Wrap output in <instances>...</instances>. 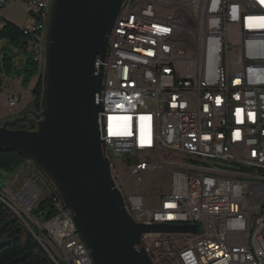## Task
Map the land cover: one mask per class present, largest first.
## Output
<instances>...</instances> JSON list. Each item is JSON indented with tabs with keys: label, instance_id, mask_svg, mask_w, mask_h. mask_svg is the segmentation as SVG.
<instances>
[{
	"label": "built area",
	"instance_id": "2783aa9c",
	"mask_svg": "<svg viewBox=\"0 0 264 264\" xmlns=\"http://www.w3.org/2000/svg\"><path fill=\"white\" fill-rule=\"evenodd\" d=\"M25 1L33 21L22 31L41 68L51 0ZM243 1L263 3V19L253 20ZM12 2L0 0V8ZM238 24L253 33L248 50L257 66L233 44ZM230 53L235 69L222 75ZM104 65L100 116L112 167L122 150H133L131 178L164 171L171 184L157 205L124 194L127 210L137 222L200 225L199 232L141 235L152 263L264 264V0H129ZM21 100L5 96L9 108ZM139 148L151 151L149 162L136 161ZM34 187L39 193L19 206L24 216L44 198ZM48 196L56 213L39 235L61 264H94L74 215L55 191Z\"/></svg>",
	"mask_w": 264,
	"mask_h": 264
},
{
	"label": "water",
	"instance_id": "95a60500",
	"mask_svg": "<svg viewBox=\"0 0 264 264\" xmlns=\"http://www.w3.org/2000/svg\"><path fill=\"white\" fill-rule=\"evenodd\" d=\"M125 1L51 0L40 109L31 104L0 123V149L21 153L48 178L72 210L94 264H153L142 233L200 231L198 224L137 222L106 154L104 62ZM15 213L36 235L23 212Z\"/></svg>",
	"mask_w": 264,
	"mask_h": 264
},
{
	"label": "trees",
	"instance_id": "16d2710c",
	"mask_svg": "<svg viewBox=\"0 0 264 264\" xmlns=\"http://www.w3.org/2000/svg\"><path fill=\"white\" fill-rule=\"evenodd\" d=\"M23 31L17 26L7 23L0 30V73L9 75L16 68L15 56L2 43L7 42L12 47L27 48ZM20 76L22 84H28L32 77L39 75L32 90L33 104L40 109L42 95V73L40 63L28 57L23 65ZM130 159V158H128ZM127 159V160H128ZM29 160L19 152L0 149V188H4L8 179L14 175ZM131 161V160H129ZM139 161V160H138ZM56 213L54 196H46L35 205L31 214L35 219L46 222ZM36 235L40 229L30 222ZM26 226L24 221L0 198V241L7 237V241L0 245V264H56L38 238Z\"/></svg>",
	"mask_w": 264,
	"mask_h": 264
},
{
	"label": "rangeland",
	"instance_id": "374dc122",
	"mask_svg": "<svg viewBox=\"0 0 264 264\" xmlns=\"http://www.w3.org/2000/svg\"><path fill=\"white\" fill-rule=\"evenodd\" d=\"M243 5L246 6L247 8H263V3H255L252 4L250 1H243ZM170 11L169 10H163L160 11V15L162 16H166ZM26 39L24 38L23 41H25ZM3 45L5 48H7V50L9 52H11V55H14L15 57L18 56V58L16 59L17 61V65L16 68L14 70L13 73V77L11 80H16L17 77H20V73L19 71L22 70L24 63L22 61H20L21 59V55H25L26 57L28 56H33V51L30 49L28 50H23L21 48H17V47H12L10 46L9 43L7 42H3ZM17 49V50H15ZM235 55L233 53H230L229 55V68L231 70H234L235 67L233 65V61L235 59ZM40 72L42 73V67L40 68ZM14 78V79H13ZM24 88H28V84H24L23 85ZM9 110V109H8ZM14 109L10 108V111H13ZM133 152V150H122V152L120 153V156L117 157V162H114V167H113V171L114 169H116V176L118 177L119 180V184L120 187L122 189V191L124 192V194H141L143 195L145 202L147 205L151 206V205H157L159 203L160 197L165 194L168 193L171 189V184H170V180H169V176L166 174V172L164 171H149L146 172L143 179L142 180H135L133 178L130 177L129 172L127 170V164L128 161L131 160V158H133V154H131ZM150 152L149 150L147 151V148H139V153H136V161L142 159V155L146 154ZM124 155V157H123ZM131 156V157H130ZM130 157V159H128ZM128 159V160H127ZM34 168V167H33ZM37 175L43 174L37 167L33 169ZM32 170H27V172H31ZM21 172L19 173L18 171L12 175L14 178H12L11 182L8 181L6 182V188L9 186L11 187V194H12V199L14 202H16L22 209H24L23 207V202L24 200V196H20L21 193L23 192L22 189H26L27 186H29L32 182L29 180L28 184L24 187V182L28 181V180H24L22 179V182L18 185H15L16 187H12L11 183L15 182L18 177H20ZM11 176V177H12ZM28 176H25L24 178H26ZM8 185V186H7ZM23 186V187H22ZM5 187V186H4ZM0 190L2 192H6L4 188H0ZM20 197V198H19ZM26 211V210H25ZM26 222L30 225L29 221L32 222L34 225H36L38 228L40 225H43L44 222L35 219L30 210L26 211V215L24 216ZM31 226V225H30ZM32 227V226H31ZM40 229V228H39ZM41 232V231H40ZM45 235V234H44ZM7 237H5L3 240L0 241V245L5 243L7 241ZM44 242L50 246V248H52L55 253L57 255H59V253L57 252V249L54 247V245L49 242L45 237H44Z\"/></svg>",
	"mask_w": 264,
	"mask_h": 264
},
{
	"label": "crops",
	"instance_id": "0c3cea01",
	"mask_svg": "<svg viewBox=\"0 0 264 264\" xmlns=\"http://www.w3.org/2000/svg\"><path fill=\"white\" fill-rule=\"evenodd\" d=\"M0 17H1L0 30L7 23H11L22 30L25 26H27L29 23L33 21L29 16V8L25 0H13L11 4L0 8ZM26 42H27V48L25 50L28 49L30 50L31 48L27 38H26ZM2 45L4 44L2 43ZM18 56L19 55L15 57V60L18 58ZM21 56L22 57L20 58L21 59L20 61L25 63L28 56L27 57L25 55H21ZM16 65H17V61H16ZM13 73L14 71L9 75L5 74L4 72L0 73V123L7 118L22 113L25 109H27L31 105V102L33 100L32 90L34 89L39 77V75L32 77L30 82L28 83V88L27 87L24 88L22 84L23 78L21 76L17 77L16 80H11L13 77ZM10 92L22 97L21 102L13 108L14 109L13 111H10V108L6 105L5 102V96ZM33 167L35 168V166H33V164L30 161L26 162V164H24V166H22V168L18 170L19 173L21 172L20 177H18V179L15 182H12L11 186L13 188L16 187L15 185L20 184L22 182V179H24V180H28L24 182L23 186L25 187L30 180L39 189V191L42 193V196L46 197L52 192H54L55 189L51 184V182L48 180V178L44 174L37 175L36 172L33 170L34 169ZM27 170H32V171L27 172ZM25 176L28 177L24 178ZM12 178L14 177L12 176L9 178L10 182L12 181L11 180ZM4 189L7 192V194L12 197L11 187L8 186L6 188L5 185Z\"/></svg>",
	"mask_w": 264,
	"mask_h": 264
},
{
	"label": "bare ground",
	"instance_id": "6f19581e",
	"mask_svg": "<svg viewBox=\"0 0 264 264\" xmlns=\"http://www.w3.org/2000/svg\"><path fill=\"white\" fill-rule=\"evenodd\" d=\"M128 1L129 0H126L123 5H126V2ZM250 2L252 4L259 3L256 1H250ZM243 9H245L246 12L253 13V20L263 19V12L259 11V10H263V8H255V7L247 8L246 6L243 5ZM238 32L239 33H235V36H233V44H235V47H238V49L240 50V58L247 59V65L249 66H257L256 51L248 50L249 44H253V33L248 31V28H246V24H238ZM221 74L229 75V64L228 63H221ZM261 78H264V70H261ZM131 154H133V152ZM142 156H143L142 159H140L138 162H149V159H151V151ZM24 192L25 193H23L24 194L23 196H24L25 201L32 199L35 195L39 193L38 190L32 185H29L25 189ZM0 198L14 212L20 211L19 205L16 204V202H14L11 197H9L7 192H2L0 190ZM62 206H65L63 202H62ZM65 212H66V215H74L72 210L67 208L66 206H65ZM140 223L149 224L148 221H140ZM142 236H150V231L142 233ZM36 237L38 238V240H40L44 244L43 237H41L40 235H36ZM45 249L50 254L51 258L55 261L56 264H61V262H59L57 257L54 256V250L48 248L47 245H45ZM91 263H94L92 256H91Z\"/></svg>",
	"mask_w": 264,
	"mask_h": 264
}]
</instances>
